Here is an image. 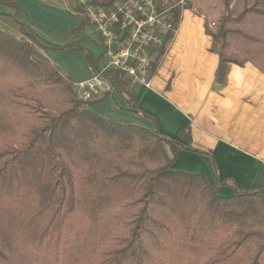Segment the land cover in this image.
Returning <instances> with one entry per match:
<instances>
[{
    "label": "trees",
    "instance_id": "trees-1",
    "mask_svg": "<svg viewBox=\"0 0 264 264\" xmlns=\"http://www.w3.org/2000/svg\"><path fill=\"white\" fill-rule=\"evenodd\" d=\"M73 1L69 8L79 15ZM0 6L21 34L0 29V264H264V187L247 192L230 180L210 185L173 170L180 152L212 159L192 147L190 129L161 135L116 71L104 74L111 93L82 101L43 55L83 51L98 67L101 56L86 48L85 19L79 16L73 39L49 43L17 20L26 14L14 2ZM188 7L205 22L218 84L230 64L250 63L264 75V0H188ZM111 94L154 129L91 111ZM223 187L234 195L219 196Z\"/></svg>",
    "mask_w": 264,
    "mask_h": 264
},
{
    "label": "crops",
    "instance_id": "crops-1",
    "mask_svg": "<svg viewBox=\"0 0 264 264\" xmlns=\"http://www.w3.org/2000/svg\"><path fill=\"white\" fill-rule=\"evenodd\" d=\"M12 1L26 14H20L21 19L33 24L41 38L50 43L73 39L70 31L80 25V17L65 0ZM88 28L92 31L87 32ZM83 36L96 33L88 25ZM210 48L204 20L193 10H184L176 34L152 75L150 89L137 87L130 92L138 108L154 118L161 135L176 138L180 131L190 129L192 147L212 155L211 159L180 152L173 170L202 175L210 185L230 180L237 189L251 192L264 187V75L250 63L230 64L224 83L218 84V56ZM42 53L76 86L95 76L101 65L90 64L83 51ZM91 111L118 124L154 129L149 120L128 111L124 98L116 94L91 107ZM217 193L221 197L234 195L230 187Z\"/></svg>",
    "mask_w": 264,
    "mask_h": 264
},
{
    "label": "built area",
    "instance_id": "built-area-1",
    "mask_svg": "<svg viewBox=\"0 0 264 264\" xmlns=\"http://www.w3.org/2000/svg\"><path fill=\"white\" fill-rule=\"evenodd\" d=\"M73 2L101 47V65L95 76L76 86L79 98L86 102L111 93L104 77L107 71L121 73L130 89H150L152 66L163 57L161 49L169 47L188 0H118L110 7L92 0Z\"/></svg>",
    "mask_w": 264,
    "mask_h": 264
},
{
    "label": "rangeland",
    "instance_id": "rangeland-1",
    "mask_svg": "<svg viewBox=\"0 0 264 264\" xmlns=\"http://www.w3.org/2000/svg\"><path fill=\"white\" fill-rule=\"evenodd\" d=\"M7 1V0H5ZM12 1V0H9ZM66 2H68V0H65ZM13 2V1H12ZM18 8V7H17ZM189 8V7H188ZM19 9V8H18ZM7 10V9H6ZM5 8H3L2 6H0V12H6ZM8 11V10H7ZM17 20L19 22H25L21 19L20 14L17 16ZM27 23V21H26ZM0 29L1 30H5L9 33H11L12 35H14L15 37H21V34L19 32V26L18 24L12 20L11 18L7 17V16H0ZM43 29V28H42ZM92 29L88 28L87 32H91ZM43 32H47L49 34L48 31H43ZM51 33V32H50ZM54 34V33H51ZM57 37H60L61 35H57L54 34ZM89 40H90V44L87 45L88 49L90 50V52H92L93 54H96V56H94L95 59H98V57L101 54V47L98 44V40H97V36H88ZM46 41V40H45ZM49 42V41H47ZM50 43V42H49ZM86 47V48H87Z\"/></svg>",
    "mask_w": 264,
    "mask_h": 264
}]
</instances>
